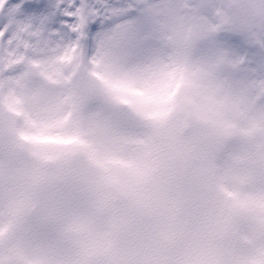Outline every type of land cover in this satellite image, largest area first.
Wrapping results in <instances>:
<instances>
[{"label": "rangeland", "instance_id": "obj_1", "mask_svg": "<svg viewBox=\"0 0 264 264\" xmlns=\"http://www.w3.org/2000/svg\"><path fill=\"white\" fill-rule=\"evenodd\" d=\"M108 2L87 43L0 29V264H264V0Z\"/></svg>", "mask_w": 264, "mask_h": 264}, {"label": "snow or ice", "instance_id": "obj_2", "mask_svg": "<svg viewBox=\"0 0 264 264\" xmlns=\"http://www.w3.org/2000/svg\"><path fill=\"white\" fill-rule=\"evenodd\" d=\"M112 7L108 0H0V29L7 26L3 33L7 39L15 28L28 25L61 41H71L82 31L87 43ZM227 40L240 46L234 38Z\"/></svg>", "mask_w": 264, "mask_h": 264}, {"label": "water", "instance_id": "obj_3", "mask_svg": "<svg viewBox=\"0 0 264 264\" xmlns=\"http://www.w3.org/2000/svg\"><path fill=\"white\" fill-rule=\"evenodd\" d=\"M51 186L54 187V190L50 189ZM36 190L37 196H39L35 207L36 215L42 222L50 223L49 225H51L56 216L55 201L59 191V181L57 179L52 181L49 179H43L39 182ZM55 191L56 194L54 197L53 194Z\"/></svg>", "mask_w": 264, "mask_h": 264}, {"label": "clouds", "instance_id": "obj_4", "mask_svg": "<svg viewBox=\"0 0 264 264\" xmlns=\"http://www.w3.org/2000/svg\"><path fill=\"white\" fill-rule=\"evenodd\" d=\"M108 230L109 222L106 218L101 219L96 223L95 234L101 244ZM177 258L181 261V264H183L186 257L182 250L178 252ZM193 260H195V256H193ZM91 264H113V256L111 253L98 251L93 255Z\"/></svg>", "mask_w": 264, "mask_h": 264}]
</instances>
